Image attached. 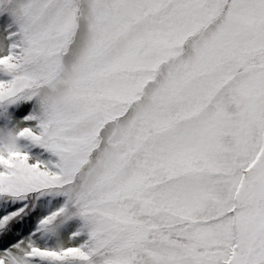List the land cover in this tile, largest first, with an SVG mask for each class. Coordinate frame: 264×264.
Masks as SVG:
<instances>
[{
    "label": "snow or ice",
    "instance_id": "6c2138e0",
    "mask_svg": "<svg viewBox=\"0 0 264 264\" xmlns=\"http://www.w3.org/2000/svg\"><path fill=\"white\" fill-rule=\"evenodd\" d=\"M0 264H264V0H0Z\"/></svg>",
    "mask_w": 264,
    "mask_h": 264
}]
</instances>
